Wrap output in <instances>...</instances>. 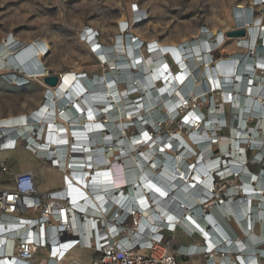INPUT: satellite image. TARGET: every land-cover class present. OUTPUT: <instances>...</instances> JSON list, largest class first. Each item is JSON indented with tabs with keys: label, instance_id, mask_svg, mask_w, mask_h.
Returning <instances> with one entry per match:
<instances>
[{
	"label": "bare ground",
	"instance_id": "1",
	"mask_svg": "<svg viewBox=\"0 0 264 264\" xmlns=\"http://www.w3.org/2000/svg\"><path fill=\"white\" fill-rule=\"evenodd\" d=\"M118 20L124 28L125 17ZM232 21L233 29L245 30L244 36H216L203 28L196 31L199 38L192 48L188 42L174 43L179 56L175 71L156 44H147L146 56L141 51L144 43L130 33L119 35L120 28L114 39L116 50L102 54L96 32L85 27V42L107 69L93 78L75 70L61 71L55 86L43 82L39 106L0 116V157L14 149V143L22 142L26 150L60 172L58 187L70 193L74 206L86 215L85 220L76 213L72 216L82 242L93 226L99 231L95 216L102 217L108 238H120L114 235L121 230L114 219L122 218L119 210L124 208L136 214V232L148 237L168 232L173 241L177 229L187 237L198 236L199 244H178L181 254L189 258L201 259L204 250L211 254L215 250L222 253L214 264L232 263L230 251L238 248L242 253L236 264H256L254 253L262 250L252 244L264 240V22L255 17L251 5L240 3ZM232 38L253 52L241 54L232 48L237 53L234 58L229 59L227 53L212 59L213 73L210 49L218 46L224 51ZM6 43L0 42V66L14 69L12 78L20 84L29 76L43 81L47 72L39 60L46 41L32 40L16 54ZM197 69L205 78H198ZM216 86L220 91L211 99L206 91H215ZM199 100L207 103V110H202ZM225 106L235 115L228 126L229 142L216 141L215 153V140L201 141L207 143L197 151L195 139H215V131L227 125ZM168 118L178 122V130L162 134L161 125ZM250 118L255 127L249 124ZM132 128L138 131L131 133ZM247 147L255 159V172L248 169ZM35 167L39 172L47 169ZM24 171L33 173L15 172L3 180L7 184L0 189L11 188L16 174ZM0 174H9L4 161H0ZM219 188L227 195L221 200ZM3 219L7 221L0 231L9 238L0 235L1 247L12 241L10 236L27 235L28 225L12 217ZM77 249L71 248L70 254L82 255Z\"/></svg>",
	"mask_w": 264,
	"mask_h": 264
},
{
	"label": "rangeland",
	"instance_id": "2",
	"mask_svg": "<svg viewBox=\"0 0 264 264\" xmlns=\"http://www.w3.org/2000/svg\"><path fill=\"white\" fill-rule=\"evenodd\" d=\"M239 3L251 5L255 17L264 22V0H0V42L5 40L7 49L16 54L27 47L32 40L35 43L44 40L47 43V48L39 61H41L45 72L57 74L61 71L75 70L79 74L81 72L93 78L106 70L107 64L101 65L99 63L103 60L100 55L97 61L90 45L85 42L82 30L85 27L94 29L98 42L101 44L99 45L102 54L116 50L114 39L119 32V35H122L123 31V35L130 33L144 43L145 48L141 51L146 56L148 54L147 44H156L168 65L175 71L178 67L176 65H179L177 61L179 56L177 52H174V47L176 49L179 43L188 42L187 45L192 48V42L199 38L196 37L198 29L207 28L213 35L217 36L219 33L225 35L228 30L234 28L232 17H234V8ZM138 15L141 19L137 18ZM121 17H125L126 26L124 28L120 27L118 20ZM118 28H120L119 32ZM174 43L177 45L174 46ZM224 46L226 47L224 51L218 49V46H214L209 51L211 52L213 73L216 72V65L212 59L220 58L227 53V57L232 59L237 54L233 51L234 49L239 50L241 54L253 52L250 51V53L241 44V40L235 41L234 38L228 40ZM190 47L189 49H191ZM197 72L198 78H205L203 74H199V69ZM14 73V69L0 66V116H6L10 113L17 114L36 108L42 100L44 89L42 79L29 76L27 82L23 84L6 81L4 76L12 80ZM214 89L215 91H211L212 89L206 91L211 99L220 91L217 90V86ZM138 99L135 98V101ZM201 102L203 103L202 110H207V103L204 100ZM214 104L218 109L219 102L216 101ZM223 110L227 125L215 131V134L217 133L215 139L207 138L199 139V141L195 139L194 147L196 146L195 149L198 147L197 151L200 150L203 143L215 140L212 145L213 151L217 153L216 141L220 143L229 142L230 130L228 126L230 120H235L233 118L235 115L233 110L229 111L228 106H225V109L223 107ZM253 121V118H250L249 124L253 125ZM165 122L168 123L161 125L163 127L160 130L162 134H164L163 132L178 130L176 120L168 118ZM148 130H151L150 126H148ZM130 131L135 133L138 130L132 128ZM206 140L208 141L201 142ZM14 145H16L14 149H7L10 152L2 158L0 157V161L6 162L9 166V174H0V185L5 186L7 182H3V180L13 173L23 170L21 166H51V164L44 163L26 150L22 142L14 143L11 148ZM24 154H26L25 158L22 157ZM247 157L248 166L253 168L255 172L257 166L249 147H247ZM46 177L45 180L48 179ZM50 178L51 182H55L58 180V175L55 173L50 175ZM241 180H236V183ZM165 236L171 239L169 233H166ZM172 242L177 247L181 243L188 245L197 242L199 244L201 240L198 236L187 237L181 229H177L174 232ZM77 252L85 253L80 249H77ZM178 264H203V260L199 256L187 259L179 257Z\"/></svg>",
	"mask_w": 264,
	"mask_h": 264
},
{
	"label": "built area",
	"instance_id": "3",
	"mask_svg": "<svg viewBox=\"0 0 264 264\" xmlns=\"http://www.w3.org/2000/svg\"><path fill=\"white\" fill-rule=\"evenodd\" d=\"M137 18L141 19L140 16ZM4 77L9 83L20 84L7 76ZM63 189L58 187L45 192L39 191L35 177L30 171L16 174L11 188L0 189V229H4L7 221L3 218L12 217V221L17 220L28 225L29 230L25 236H10L12 241L0 246V264L2 260L7 261V264H178L179 257L189 258V254H181V247H175L171 239L165 236L168 232H163L157 238L151 234L148 237L141 231L136 232V214L133 210L124 212V208L119 210L122 218L116 219V215L113 216L114 224L121 228L114 235H120V238H108L102 217L95 216L93 220L99 231L93 226L86 241L82 242L80 233L72 223V216L76 213L79 219L85 220V212L74 206L70 193H65ZM219 191V200L227 197L222 188H219ZM113 193L118 195L117 190ZM125 230L137 235V240L127 236ZM5 233L0 231V235L3 234L5 239L9 238ZM245 236L242 241H245ZM252 245L255 248L259 246L262 250L254 253L256 264H264V240ZM73 247L84 249L85 253L77 257L72 256L70 249ZM211 252L203 251V264L219 261L222 251L214 250L212 254ZM241 253L242 250L238 248L231 250L229 259L232 263L226 264L240 262L238 255Z\"/></svg>",
	"mask_w": 264,
	"mask_h": 264
},
{
	"label": "crops",
	"instance_id": "4",
	"mask_svg": "<svg viewBox=\"0 0 264 264\" xmlns=\"http://www.w3.org/2000/svg\"><path fill=\"white\" fill-rule=\"evenodd\" d=\"M21 169L33 171L38 190L41 192L48 191L50 189L56 188V187L61 185L60 172H58L55 168H51V167L48 168L47 167L46 171L43 170V171L39 172V171H37L36 167H34V166L32 167V165L31 166L28 165L26 167L21 166ZM248 169L252 172L254 171L253 168L251 169L249 166H248ZM55 173H56V175H58V180L55 182H51L50 175H54ZM45 176L48 177L47 181L45 180Z\"/></svg>",
	"mask_w": 264,
	"mask_h": 264
},
{
	"label": "water",
	"instance_id": "5",
	"mask_svg": "<svg viewBox=\"0 0 264 264\" xmlns=\"http://www.w3.org/2000/svg\"><path fill=\"white\" fill-rule=\"evenodd\" d=\"M227 36H231V37H240V36H244L245 35V30L242 28H238V29H233V30H228L226 32ZM59 77L57 74L55 73H51V72H47L46 75L43 76V82L46 85L49 86H55L58 83Z\"/></svg>",
	"mask_w": 264,
	"mask_h": 264
},
{
	"label": "trees",
	"instance_id": "6",
	"mask_svg": "<svg viewBox=\"0 0 264 264\" xmlns=\"http://www.w3.org/2000/svg\"><path fill=\"white\" fill-rule=\"evenodd\" d=\"M27 82V81H26ZM67 112L70 114V115H73V111L70 109L69 110V108L67 109Z\"/></svg>",
	"mask_w": 264,
	"mask_h": 264
}]
</instances>
